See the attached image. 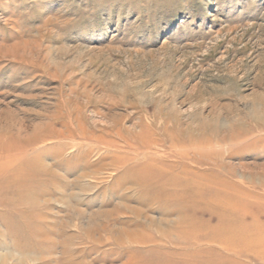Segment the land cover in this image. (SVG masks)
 I'll return each instance as SVG.
<instances>
[{
    "label": "rangeland",
    "instance_id": "obj_1",
    "mask_svg": "<svg viewBox=\"0 0 264 264\" xmlns=\"http://www.w3.org/2000/svg\"><path fill=\"white\" fill-rule=\"evenodd\" d=\"M259 239L264 0H0V264H264Z\"/></svg>",
    "mask_w": 264,
    "mask_h": 264
},
{
    "label": "bare ground",
    "instance_id": "obj_2",
    "mask_svg": "<svg viewBox=\"0 0 264 264\" xmlns=\"http://www.w3.org/2000/svg\"><path fill=\"white\" fill-rule=\"evenodd\" d=\"M177 221V223L178 224H174L175 225V228L177 229V234H178V237L180 238L179 239V243H177L178 245L179 244H188V243H193L194 241H192V242H188L189 240H190V238H191V236H192V233H190L188 230H180V225H182V224H180V222H184V218H179V219H177L176 220ZM162 232H163V234H164V238L163 239H166L167 241H168V243L169 242H171V239H172V235L170 234V233H168V230H166V229H164V230H162ZM151 239H152V237H134V238H132V241H148V240H150L151 241ZM177 242V241H176ZM264 241L262 240V239H259L258 240V245L263 249L262 251H256V249L253 251H251L252 252V254L250 255V256H256L257 258H259V259H261V260H264V243H263ZM173 243V242H172ZM241 247H240V249L239 250H237L236 248H232V249H230V250H233L234 252H236L235 254L238 256V258L240 259V258H242V256H243V254L244 255H247L248 254V250H246V248L243 246L244 244H239ZM179 247V246H178ZM251 250V249H250ZM227 253H230V252H227ZM255 253V254H254ZM191 253H188V254H186L185 256L186 257H191V258H193V257H199L197 254H191ZM184 255V254H183ZM172 257L170 258L169 257V259H167L166 257H164V258H159V259H156V260H154L155 262H148L147 264H178V263H176L172 258H175V256H176V254H172L171 255ZM184 256V257H185ZM200 256H201V254H200ZM204 264H209L208 262H203ZM182 264H187V263H182Z\"/></svg>",
    "mask_w": 264,
    "mask_h": 264
}]
</instances>
